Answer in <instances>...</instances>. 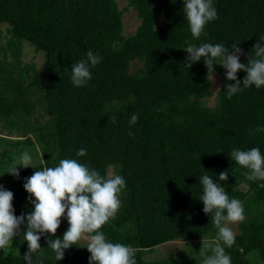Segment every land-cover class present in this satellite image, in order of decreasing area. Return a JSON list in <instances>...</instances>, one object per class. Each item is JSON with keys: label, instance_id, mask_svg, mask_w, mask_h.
<instances>
[{"label": "trees", "instance_id": "obj_1", "mask_svg": "<svg viewBox=\"0 0 264 264\" xmlns=\"http://www.w3.org/2000/svg\"><path fill=\"white\" fill-rule=\"evenodd\" d=\"M125 1L119 9L115 0H0V23L9 36V59H0V126L21 138L0 136V185L13 193L14 215L33 210L23 184L34 171L58 166L62 159H76L102 176L111 168L126 186L115 218L100 229L106 240L133 247L136 264H203L202 241L216 239L224 246L213 214H205L200 201V181L208 175L244 207L246 219L238 223L235 243L224 246L232 264H264V188L259 186L264 181L247 180L248 169L231 155L253 147L264 155V131H255L264 128V86L243 88L246 72L238 71L243 90L229 99L226 86L236 81L214 65L220 85L213 106L205 105L200 98L209 93L210 74L203 60L187 68L183 50L210 43L231 52L235 43L244 52L240 63L256 58L253 46H264V0H212L218 18L199 38L191 35L183 0ZM129 7L139 22L124 35L121 15ZM22 43L41 52L40 69L19 67ZM89 50L101 60L90 67L86 85L77 87L71 66ZM132 61L138 63L133 70ZM26 148L38 156L29 168L18 166L19 176L11 175ZM81 148L82 157L76 155ZM225 170L227 181H219ZM67 228L62 217L54 236H41L42 249L32 264H89L90 253L80 242L56 260L47 240L62 239ZM26 230L25 223L10 247L0 249V264H26ZM173 240L184 247L159 259L144 258ZM211 254L209 248L205 255Z\"/></svg>", "mask_w": 264, "mask_h": 264}, {"label": "clouds", "instance_id": "obj_2", "mask_svg": "<svg viewBox=\"0 0 264 264\" xmlns=\"http://www.w3.org/2000/svg\"><path fill=\"white\" fill-rule=\"evenodd\" d=\"M183 5L184 16L194 38L205 34L206 24L218 18L212 0H183ZM260 40L264 41V37ZM253 49L256 58L248 59L246 64L239 62L238 54L241 50L235 43L231 52L225 45L210 43H204L199 47L189 44L183 50L188 53L187 68L191 63L203 60L209 74L214 72V65L226 69V79L236 81L226 86L227 96L231 99L243 88L252 85L256 88L264 86V46L256 43ZM100 60L99 55L89 50L86 59L71 66L72 83L77 87L85 86L91 79L90 67H95ZM241 70L246 72L242 82L243 88L236 76ZM111 119L115 123L116 117L113 116ZM137 120L138 113L133 114L129 121L130 125H134ZM255 131H264V128H257ZM129 135L132 133L129 132ZM76 155L85 156L86 150L81 148ZM231 155L239 166L248 169L245 173L247 180L264 181V155L259 148L253 147L247 151L234 149ZM31 159L29 153L24 152L19 164L11 169V175L19 176L18 166L29 168ZM228 175L227 170L221 172L219 181H227ZM200 183L203 185V195L200 199L203 212L213 214L211 218L214 227L218 229V239L224 246L231 247L235 243L236 234L229 225L238 224L246 219L243 204L237 198H229L225 188L208 175H204ZM125 186L124 178L118 174L109 171L106 176H102L76 159H62L58 166L34 171L26 179L23 188L29 194L33 210L27 216L23 214L16 216L12 205L13 193L0 185V249L6 251L13 238L17 236L21 225L26 223L24 240L28 250L23 257L26 264H32L33 254L42 249L39 244L41 236L45 233L49 237L54 236L60 227L61 218L64 217L67 219L68 228L62 239L47 240V245L55 253L57 261L63 259L66 249L84 239L88 241L86 249L90 253L89 264H136L133 247L108 242L104 233L100 231L119 211L120 194ZM259 186L264 188V184ZM224 246L216 243L213 247L202 241L200 251L204 256L203 264H232ZM209 248L212 254L205 255Z\"/></svg>", "mask_w": 264, "mask_h": 264}, {"label": "rangeland", "instance_id": "obj_3", "mask_svg": "<svg viewBox=\"0 0 264 264\" xmlns=\"http://www.w3.org/2000/svg\"><path fill=\"white\" fill-rule=\"evenodd\" d=\"M117 7L120 9L123 6H125L126 1L125 0H115ZM121 21H122V33L124 35L131 34L135 27L137 26L139 20L136 17L135 11L129 7L127 10H125L121 15ZM164 17L162 15L158 16V24H162L164 22ZM9 36L7 33V25L4 23H0V59H9V54L7 49H5V43L8 40ZM3 48V49H2ZM240 49V48H239ZM241 50V49H240ZM239 55V59L244 55V52L241 50ZM19 67L22 66H29L31 65L33 69H40L41 68V61H42V54L39 51H36L33 49V47L27 43H22L21 51H20V58H19ZM136 66H138V63L135 61L131 62L130 69L133 70ZM222 73L226 72V69H224L221 66ZM30 73V69L28 70ZM212 76V77H211ZM209 81H210V90L208 94H205L200 99L203 101L205 105L213 106L214 100H215V93L216 90L219 88L220 85V75L216 73H211L209 75ZM4 135L5 137L11 138V139H21L18 137V133L14 130L11 132H7L5 129H2L0 126V136ZM3 149V146L0 145V151ZM34 150L26 148L25 152H28L31 158L38 156V153ZM16 152V151H15ZM18 160H20L19 157H17ZM34 162L33 159H31V164ZM111 171V168H108V172ZM240 187L242 189L245 188V185L241 184ZM237 226L238 224H230L229 227L233 229V231L237 232ZM81 244L87 246L88 241L87 240H80ZM208 243L215 245L216 243H219L218 240H209ZM185 244H183L180 240H173L169 242L161 243L153 248V250L150 253L144 254V258L148 260L152 259H159L167 254L174 252L182 247H184ZM2 252V251H0Z\"/></svg>", "mask_w": 264, "mask_h": 264}]
</instances>
